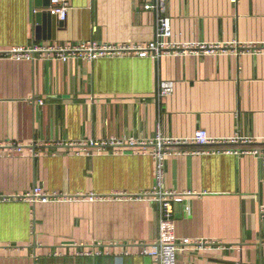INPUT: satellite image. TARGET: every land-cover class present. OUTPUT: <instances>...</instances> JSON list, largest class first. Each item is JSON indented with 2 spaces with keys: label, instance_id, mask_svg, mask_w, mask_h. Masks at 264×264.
I'll return each instance as SVG.
<instances>
[{
  "label": "crops",
  "instance_id": "obj_1",
  "mask_svg": "<svg viewBox=\"0 0 264 264\" xmlns=\"http://www.w3.org/2000/svg\"><path fill=\"white\" fill-rule=\"evenodd\" d=\"M69 1L60 20L48 0H0V264H155L136 245L158 238L202 243L180 248L176 264H264L253 152L264 149V0H165L167 40L187 49L159 63L17 52L154 38L152 0ZM159 78L174 85L160 102ZM199 129L220 142L171 146L184 152L163 161L161 185L178 194L161 225L140 196L156 184L154 157L125 141ZM111 140L125 145H102ZM35 188L47 197H30Z\"/></svg>",
  "mask_w": 264,
  "mask_h": 264
},
{
  "label": "built area",
  "instance_id": "obj_2",
  "mask_svg": "<svg viewBox=\"0 0 264 264\" xmlns=\"http://www.w3.org/2000/svg\"><path fill=\"white\" fill-rule=\"evenodd\" d=\"M50 9L60 19L65 20L68 9L70 8L69 0H50ZM145 10L152 11L154 13V38L146 44H132V45H100L94 41H84L81 43H72L68 45H48L41 46L34 44L32 47L17 51L26 55H32L38 58H52L66 61L69 58H82L89 62L103 56H115V55H150L157 63L161 58L170 51L186 50L187 47H180L168 42V37L171 35V28L169 18L165 15V0H152L149 3L143 5ZM199 48L205 50L203 45H198ZM189 48V47H188ZM174 85L171 81L159 78L156 85L155 98L158 102L161 101L164 95H167L173 91ZM41 102V101H40ZM238 141H251L247 139L232 138L228 139V142ZM126 144L130 146H139L141 152H148L154 157L155 168L154 176L156 184L145 191L140 196L146 197L149 201L155 203L159 211V222L163 225L166 221L170 220L174 212V200L178 194L176 191L164 189L161 185L163 180V161L165 157L174 152H184L171 149L172 145H198L205 146L216 144L220 140L212 139L207 136L206 132L199 129L195 134L187 139H166L159 134L154 140L150 141H136L134 139H127ZM124 141L111 140L102 145L110 144L116 146L125 145ZM227 142V140H224ZM8 148L20 149V146L10 144ZM186 152V151H185ZM264 163V149H255L253 151ZM33 199H44L47 197L44 193H41L40 189L35 188L30 195ZM91 198V197H90ZM261 213L264 216V208H261ZM202 243L196 240H190L188 238L171 239L166 240L158 238L150 244L137 243L138 253L150 256L155 264H176L177 253L180 248H186L191 245L199 246ZM89 253V252H86Z\"/></svg>",
  "mask_w": 264,
  "mask_h": 264
},
{
  "label": "water",
  "instance_id": "obj_3",
  "mask_svg": "<svg viewBox=\"0 0 264 264\" xmlns=\"http://www.w3.org/2000/svg\"><path fill=\"white\" fill-rule=\"evenodd\" d=\"M49 2H50V0H48V3H47L48 5H49Z\"/></svg>",
  "mask_w": 264,
  "mask_h": 264
}]
</instances>
